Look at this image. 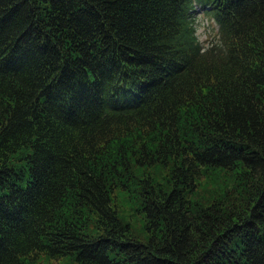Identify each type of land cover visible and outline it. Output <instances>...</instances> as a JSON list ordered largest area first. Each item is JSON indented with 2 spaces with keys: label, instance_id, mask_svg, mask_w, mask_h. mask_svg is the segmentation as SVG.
<instances>
[{
  "label": "trees",
  "instance_id": "1",
  "mask_svg": "<svg viewBox=\"0 0 264 264\" xmlns=\"http://www.w3.org/2000/svg\"><path fill=\"white\" fill-rule=\"evenodd\" d=\"M0 264H264V0H0Z\"/></svg>",
  "mask_w": 264,
  "mask_h": 264
},
{
  "label": "rangeland",
  "instance_id": "2",
  "mask_svg": "<svg viewBox=\"0 0 264 264\" xmlns=\"http://www.w3.org/2000/svg\"><path fill=\"white\" fill-rule=\"evenodd\" d=\"M194 24L197 37L203 44L218 40V22L203 6L196 2Z\"/></svg>",
  "mask_w": 264,
  "mask_h": 264
}]
</instances>
